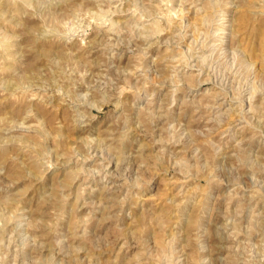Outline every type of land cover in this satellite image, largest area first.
Instances as JSON below:
<instances>
[{"label":"rangeland","instance_id":"obj_1","mask_svg":"<svg viewBox=\"0 0 264 264\" xmlns=\"http://www.w3.org/2000/svg\"><path fill=\"white\" fill-rule=\"evenodd\" d=\"M0 264H264V0H0Z\"/></svg>","mask_w":264,"mask_h":264}]
</instances>
